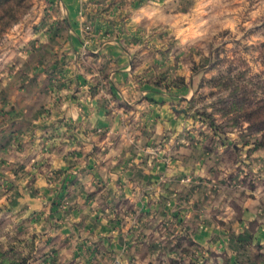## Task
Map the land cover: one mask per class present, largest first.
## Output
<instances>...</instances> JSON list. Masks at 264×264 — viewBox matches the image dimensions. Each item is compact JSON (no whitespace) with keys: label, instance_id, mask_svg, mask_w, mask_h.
Here are the masks:
<instances>
[{"label":"crops","instance_id":"1","mask_svg":"<svg viewBox=\"0 0 264 264\" xmlns=\"http://www.w3.org/2000/svg\"><path fill=\"white\" fill-rule=\"evenodd\" d=\"M48 1L62 21L38 39L59 54L47 72L65 83L40 105L32 99L36 111L12 113L20 128L0 140V215L26 217L55 243L66 241L65 248L79 238L130 247L156 213L164 220L176 215L183 221L178 228L211 251L264 244L263 163L254 160L262 152L246 160L257 170L255 187L245 188L241 172L226 179L217 151L176 144L186 119L173 110L174 93L151 84L147 74L164 66L160 56L172 26L180 33L191 27L190 38L198 39V26L213 23L216 8L231 28L248 16L256 22L264 0ZM214 185L219 191H211ZM238 191L243 198L235 197ZM215 212L226 222L241 215L233 224L238 235L226 243L215 236L221 231Z\"/></svg>","mask_w":264,"mask_h":264},{"label":"rangeland","instance_id":"2","mask_svg":"<svg viewBox=\"0 0 264 264\" xmlns=\"http://www.w3.org/2000/svg\"><path fill=\"white\" fill-rule=\"evenodd\" d=\"M49 4L48 0H0V140L20 128L11 118L13 112L27 106L36 111V104L60 89V81L65 83L57 73L47 72L59 54L50 52L38 39L37 33L46 35L54 23L62 21L61 12ZM8 7H12V17L7 14ZM222 11L216 8L215 21L198 26V39L190 38L189 26L185 33H180L179 25L168 29L160 56L164 66L147 74L151 84L174 93L177 102L173 110L186 119L184 139L176 144L198 143L210 154L217 151L227 173L224 177L237 178L241 172L239 180L250 190L255 187L257 170L251 171L252 162L246 160L254 152H262L263 156L254 160L262 161L259 169L264 173V126L260 128L255 122L264 116V110L257 111L264 109V12L256 22L248 16L247 23L226 28L221 22ZM12 98L14 104H8ZM32 99L34 106H30ZM256 111V117L248 120L247 114ZM191 132L195 135L192 138ZM212 190L219 191V186H212ZM235 194L243 198L239 191ZM216 212L221 231L215 236L226 243L225 238L238 235L233 224L241 222V215L236 213L232 222H226L227 217ZM170 217L164 220L156 213L148 232L139 231L132 246L114 250L103 241L81 238L65 248L66 241L55 243L26 217L8 212L0 215L1 260L4 264H234L235 259L237 264H264V244L236 252L211 251L178 228L183 221L176 220V215ZM113 219L126 221L125 217Z\"/></svg>","mask_w":264,"mask_h":264},{"label":"trees","instance_id":"3","mask_svg":"<svg viewBox=\"0 0 264 264\" xmlns=\"http://www.w3.org/2000/svg\"><path fill=\"white\" fill-rule=\"evenodd\" d=\"M6 11L8 12L7 13L8 16H10V17L13 16V15L11 16V14H10L12 12V7H8L6 9ZM262 110H264L263 107H260L259 109H257V111H262ZM257 111L247 114V119L252 120L254 117H256V114L258 113ZM255 122L261 128V126H264V116L257 118ZM1 255H2V253H0V264H4V262L1 260ZM13 264H25V263L23 261L21 263H13Z\"/></svg>","mask_w":264,"mask_h":264}]
</instances>
